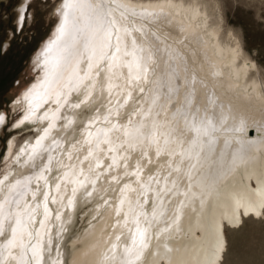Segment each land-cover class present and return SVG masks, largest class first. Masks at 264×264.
Returning a JSON list of instances; mask_svg holds the SVG:
<instances>
[{
  "label": "bare ground",
  "instance_id": "6f19581e",
  "mask_svg": "<svg viewBox=\"0 0 264 264\" xmlns=\"http://www.w3.org/2000/svg\"><path fill=\"white\" fill-rule=\"evenodd\" d=\"M65 2L39 52L43 77L24 115L41 116L40 134L0 182L1 264H64L52 240L64 235L79 199L94 203L96 220L73 243L70 264H213L225 245L224 220L264 212V82L251 76L256 64L239 44L221 45L198 5L83 0L67 10L58 39ZM74 93L79 107L104 106L66 143L77 106L63 110ZM46 103L54 108L42 112Z\"/></svg>",
  "mask_w": 264,
  "mask_h": 264
},
{
  "label": "rangeland",
  "instance_id": "374dc122",
  "mask_svg": "<svg viewBox=\"0 0 264 264\" xmlns=\"http://www.w3.org/2000/svg\"><path fill=\"white\" fill-rule=\"evenodd\" d=\"M24 1L0 0V117H3L0 122V182L8 172L19 169V159L16 160V157L27 143L36 140L40 134L41 116L31 121L24 120L23 123L21 120L29 108V94L43 77L42 56L39 52L52 37L59 21L58 10L64 0ZM181 1L199 6L209 25L220 30V43L224 48L239 44L241 57L256 64L257 68L251 72V76L264 82V0ZM68 101L63 112H71L80 97L74 93ZM92 103L76 108L78 112L73 133L69 130L63 134L65 137L73 134L66 143L74 142V138L77 140L79 135L76 138L75 134L80 133L85 122L104 106L102 100ZM50 108H54V105L46 103L40 107L42 112ZM59 120L63 122L65 115ZM10 145L12 149L9 150ZM252 185L255 186L253 181ZM80 201L75 205L72 220L66 224L64 237L60 239L62 234L59 236L58 233L53 236L51 253H57L60 248L64 264H70L73 243L77 241L76 245L79 246L78 240L96 220L91 216L95 209L94 203ZM241 214L238 225H231L224 220L225 226L221 228L225 233V245L213 264H264V212L258 217ZM5 236L2 234L0 237L2 244L6 242ZM2 248L0 264L3 251L7 252ZM49 262L48 259L46 264H51Z\"/></svg>",
  "mask_w": 264,
  "mask_h": 264
},
{
  "label": "snow or ice",
  "instance_id": "6c2138e0",
  "mask_svg": "<svg viewBox=\"0 0 264 264\" xmlns=\"http://www.w3.org/2000/svg\"><path fill=\"white\" fill-rule=\"evenodd\" d=\"M83 5V0H66L65 2V13H64V21H63V24L61 26V28L59 29V32H60V36L58 37V39L62 38L66 32H67V29H68V25L70 23V19H69V16H70V12L67 11V10H72V9H78V8H81ZM115 23V22H113ZM117 51H119V48H117ZM57 103H59V100H57ZM77 107H79V105H76ZM29 119V116H25L24 117V120H28ZM3 120V117H0V121ZM24 121H21V123H23ZM47 131L48 129H45V135H47ZM44 139V137H41L40 139L37 140V145L40 144V141ZM58 187V186H57ZM48 197L47 195H45V202L47 201ZM55 202V200H53V203ZM69 203L71 204L72 201L70 200ZM48 209H47V204H45V212L47 213ZM16 224H17V228H21L22 229V224H21V221L18 219L16 221ZM41 226H43V222L41 221ZM17 228H13L12 229V240L9 241V244L10 245H14L15 243V239H16V233H17ZM138 233H139V237H140V244L141 246H144V231H141V230H137ZM3 234V230L2 228H0V235ZM117 239H119V237H117ZM136 243V240H135V237L133 239V244ZM125 251L127 253H131L132 249L131 248H126ZM32 252H33V257H38L39 256V248L38 246H34L33 249H32ZM136 259H139V256L137 255ZM127 264H134V262L132 260H129L127 261Z\"/></svg>",
  "mask_w": 264,
  "mask_h": 264
}]
</instances>
